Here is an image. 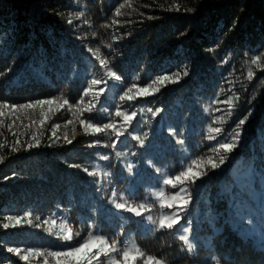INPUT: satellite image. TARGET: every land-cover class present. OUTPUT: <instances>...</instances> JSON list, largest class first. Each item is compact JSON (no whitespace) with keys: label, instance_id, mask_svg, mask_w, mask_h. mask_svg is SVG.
Listing matches in <instances>:
<instances>
[{"label":"trees","instance_id":"16d2710c","mask_svg":"<svg viewBox=\"0 0 264 264\" xmlns=\"http://www.w3.org/2000/svg\"><path fill=\"white\" fill-rule=\"evenodd\" d=\"M133 85L135 99L121 100ZM39 100L53 103L0 107V264H76L22 257L67 252L89 233L137 245L133 264H264V0H0V105ZM117 111L136 113L123 135L95 131H123ZM242 119L237 146L217 151ZM190 166L206 174L163 183ZM180 188L188 203L162 208L158 194ZM113 192L147 210L116 208Z\"/></svg>","mask_w":264,"mask_h":264},{"label":"snow or ice","instance_id":"6c2138e0","mask_svg":"<svg viewBox=\"0 0 264 264\" xmlns=\"http://www.w3.org/2000/svg\"><path fill=\"white\" fill-rule=\"evenodd\" d=\"M117 15H120V10H117ZM69 23H71V20H69ZM97 59H100L99 57V52L97 50ZM259 57L254 58L252 63L253 64H258L259 61ZM100 63L103 67H105L107 69L106 75H108L110 78H115L116 80L120 79V76H118L115 72H113L111 69L108 68V62L104 59H100ZM185 75H187V72L184 73ZM249 78H251V76L253 75L252 71L250 70L249 73ZM176 78L179 79V74H176ZM160 80L163 79H167V77H162L159 78ZM101 81L100 80H92L91 84L92 85H97L100 84ZM153 83H156L155 81ZM136 87L135 85H133L132 87H130L128 89L127 92H125V94L123 96L120 97L121 100H133L135 99L134 96L129 95V93L132 92L133 88ZM151 88V85L148 86V88H142L138 90V95H149L150 92L148 91V89ZM158 90V89H157ZM87 91L85 92V95H87ZM53 101L52 100H39L36 101L35 105L33 104H27V105H0V107H10L11 110L13 112H15L18 108L19 109H23V108H33L39 105H44V104H52ZM64 103H68L67 100L64 101ZM82 103V101H81ZM4 113L0 112V116H3ZM117 116H124V121L125 124L121 126V128L123 129V131L121 129H117L115 124H107L104 126V129L101 128H96L95 131L100 132L102 130H106V129H113L117 139L119 138V136L124 134V131H127V126L131 123V120L133 117H135L136 113L132 112L131 115H128L127 113H121L120 111L116 112ZM245 119H247V117H245ZM43 122V121H42ZM245 122L244 119L240 120L239 125L237 126V130L234 132L233 136H232V142L231 143H222L219 145V150H223L225 153L231 152L236 146H237V142H238V138L240 135L239 132V127L240 125H243ZM71 123V122H69ZM81 123L83 124L84 121H81ZM12 126L9 125V128H11ZM56 127H59L58 125ZM85 127H92L91 124H86ZM213 131L219 133L221 131V129L217 128L214 129ZM214 138V137H213ZM136 139H139V137H136ZM18 142V141H17ZM70 142V141H69ZM139 143L141 144V146H143L144 141L142 139H139ZM39 144V141H37V145ZM29 147H32V144L28 145ZM108 157H103V159H107ZM227 157L225 155H221L220 156V160L219 163H223L224 160ZM195 165V162H193ZM208 163L211 164V166L213 168H216L219 166L218 163L213 162L212 158H209ZM75 167H79V165H75ZM86 172L88 171L86 168L84 169ZM128 170L131 172L132 171V167L129 166ZM201 174H206V173H197L193 171L192 166H190L186 171H182L180 174L176 175L175 178H167L163 181V183L165 185H171L173 188H176L177 185H183L186 181H192L194 182V180L196 178H199V175ZM89 175H95V173H89ZM182 192H186V189L184 188H180L179 191H177L174 195L168 196L167 197V202L165 201V193L163 191H161L158 196L161 200V207H168L171 208L173 206V202H179V201H183V204L186 205L188 203V199H186L184 196L181 195ZM113 196V200L112 203L115 204V207L118 209H125L129 212L135 213V215L140 216L142 214L141 210H147L146 209V205L145 204H139L136 206L133 205H129L126 202L125 203H117L115 197L117 196V194L115 192L112 193ZM30 215V214H29ZM9 220L15 219L16 223L19 224L21 218L17 217V218H12L9 217ZM147 219L152 221L153 223H157L156 220H153V217L151 215L147 216ZM179 216H177L175 213H173L171 216H166V215H161L158 218V228L159 229H163V228H169L171 229L173 227L174 224H176L179 220ZM31 221H29L30 223ZM53 223H55V221H53ZM5 227H8L7 224L4 225ZM71 230H69L70 233ZM187 229H184V232L187 233ZM78 235V233H77ZM72 236L71 234H68L65 236V239H71ZM180 240H182L185 244V246L187 247L188 251H192L194 248V245L189 241V238L187 236V234L181 235L179 237ZM118 241L113 239L111 241V243H109L108 238L103 237V236H97V235H93L92 233H89V236L87 239H85L78 247L72 248L71 250L67 251V252H48V253H44L41 252L39 250H33V249H29L28 253L26 255H24L22 258L27 260L28 256H52V257H72L73 259L76 260V264H82L83 261L87 260V264H92L93 260H96L97 258L104 256L107 258L108 260V264H133V262L137 259V258H143L145 256V253L134 243L132 245H128L125 246L123 249H120L118 247ZM93 249H96V251H93ZM8 251L10 252H16L17 254L20 253V249L19 248H9ZM118 257H120L118 259ZM167 264L166 261L162 260V259H156L152 256H148L147 259L145 260V264ZM98 264H100V262L98 261ZM215 264H219V261L217 260L215 262Z\"/></svg>","mask_w":264,"mask_h":264}]
</instances>
